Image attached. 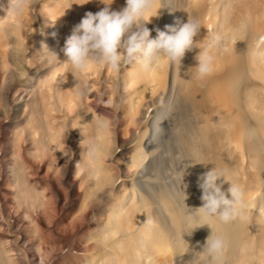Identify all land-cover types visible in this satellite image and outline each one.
I'll use <instances>...</instances> for the list:
<instances>
[{
  "label": "bare ground",
  "instance_id": "6f19581e",
  "mask_svg": "<svg viewBox=\"0 0 264 264\" xmlns=\"http://www.w3.org/2000/svg\"><path fill=\"white\" fill-rule=\"evenodd\" d=\"M83 2L0 0V264H206L210 232L227 240L222 264H264V0H153L151 38L195 18V48L181 66L161 56L113 75L61 51L105 6ZM212 168L243 190L242 218L197 210Z\"/></svg>",
  "mask_w": 264,
  "mask_h": 264
},
{
  "label": "clouds",
  "instance_id": "9594fccd",
  "mask_svg": "<svg viewBox=\"0 0 264 264\" xmlns=\"http://www.w3.org/2000/svg\"><path fill=\"white\" fill-rule=\"evenodd\" d=\"M86 2L84 0L83 3ZM102 2L105 6L99 11L85 14L61 49L74 70L84 71L92 62L103 63L113 70L133 63L148 69L161 56L167 57L169 62H179L181 66L185 53L195 48L194 38L201 30L200 22L195 18L186 22L177 20L175 25H167L166 31L156 29V37L151 38L146 24L151 22V17L158 16V10L151 11L153 0H125V6L120 10L111 8L113 0ZM23 6L24 0H17L16 11H22ZM53 54L59 59L56 52ZM211 62L212 57L208 55L198 60L195 66L198 78L203 79L212 72ZM184 174L180 176L181 182ZM225 181L228 180L224 171L215 168L198 177L202 205L197 210L203 217L228 224L242 218L245 205L243 190L230 183L225 191ZM183 192L185 203L187 193ZM205 225L209 226L206 220L196 224L193 229ZM185 233L191 235L192 231ZM226 247L224 235H212L210 232L201 246L206 264H222Z\"/></svg>",
  "mask_w": 264,
  "mask_h": 264
},
{
  "label": "rangeland",
  "instance_id": "374dc122",
  "mask_svg": "<svg viewBox=\"0 0 264 264\" xmlns=\"http://www.w3.org/2000/svg\"><path fill=\"white\" fill-rule=\"evenodd\" d=\"M104 68H102L101 69V71L103 70ZM111 70V71H110ZM110 72H111V75H113L114 74V70L112 71V68L110 67ZM104 71V70H103ZM102 71V72H103ZM105 72H103V74H104ZM102 73L100 74L99 72L96 74V85H97V87H98V89H101L102 87L104 88V86L102 85V86H100L101 84H103L101 81H99V79L100 80H102L103 79V76H101V75H103ZM102 79H101V78ZM98 79V80H97ZM98 81V82H97ZM101 82V83H100ZM98 83H100V84H98ZM96 87V86H95ZM101 87V88H100ZM98 91V90H97ZM100 91V90H99ZM99 91H98V93H99ZM96 95H95V97L96 98H94L95 99V102H96V104L98 105V106H100V107H104V108H107V106H108V110L110 111H113L114 109H115V107L117 106V104H118V100L116 99V98H118V96H117V94H116V92L114 93V91H113V96H112V101L111 102H113V103H111L110 101H108L107 102V104L105 103L106 101L105 100H103V98L106 96V91H105V89H101V91H100V93L99 94H97V92L95 93ZM101 94V95H100ZM115 96V97H114ZM101 98H102V100H101ZM116 100V101H115ZM100 102H102V103H100ZM109 103V104H108ZM111 103V104H110ZM116 104V105H115ZM112 105V106H111ZM110 106V107H109ZM112 107H114V108H112ZM110 111V112H111ZM114 146H116L115 148H117L116 149V152H118V149L120 150L121 149V146H119V143H116ZM118 168L116 167V170H117ZM119 171L118 172H122V170L121 169H118ZM117 173V172H116ZM121 176V177H123V173H122V175H121V173L119 174V173H117V175L116 176ZM27 259H30V256H26V261H28ZM32 260V259H31ZM29 263L31 262V261H28ZM31 263H33V261L31 262Z\"/></svg>",
  "mask_w": 264,
  "mask_h": 264
}]
</instances>
